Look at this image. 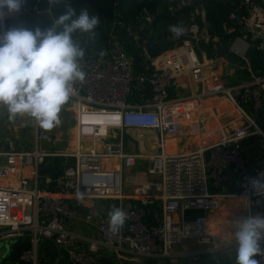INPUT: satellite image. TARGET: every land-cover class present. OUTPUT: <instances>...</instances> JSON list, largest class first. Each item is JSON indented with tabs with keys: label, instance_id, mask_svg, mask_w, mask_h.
<instances>
[{
	"label": "built area",
	"instance_id": "built-area-1",
	"mask_svg": "<svg viewBox=\"0 0 264 264\" xmlns=\"http://www.w3.org/2000/svg\"><path fill=\"white\" fill-rule=\"evenodd\" d=\"M45 1L47 8L36 4L6 14L0 20V31L9 28L10 19L51 13L52 3ZM231 2L237 3V10L244 9L245 13L230 12L223 32L228 36L229 53L238 57L250 73L249 81L230 86L215 84L194 96L170 98L178 75L204 80L200 44L212 42L214 53L218 54L221 37L211 38L206 23L202 24L203 4L190 9L186 18H180L179 12L192 3V0H180L169 7L175 18L170 26H179L186 36L196 38L195 43L183 39L150 57L144 47L150 33L141 32L145 25L155 21V15L143 9L138 17V30L125 25L128 35L143 51L145 62L141 71L135 70L133 56L128 53L116 25L104 45L84 53L79 61L86 75L82 82L73 83L75 94L70 96L75 110L77 144L72 153L43 151L40 143L53 142L54 138L38 125L32 133L29 150L18 151L12 142L0 146V241L26 234L31 237V247L22 251L17 264H42L39 246L46 241H51L69 264H98L106 252H111L121 264H144L150 258L171 256L173 246L186 239L209 246L214 264H225L216 257L225 244L213 225L223 199L241 200L248 215L264 210V193L256 191L252 183L257 180L264 183V163H251L241 142L250 136H260V143H264V123L259 127L254 119L264 106V73L255 74L251 64V49L264 51V12L257 0ZM169 32L167 38L176 35L170 27ZM215 95H226L249 124L214 144L186 152L169 151L167 139L188 136L194 127L200 133L208 132L209 128L205 119L195 126L188 112L177 105L190 98L200 101ZM130 131L156 133L158 142L140 137L134 141L127 136ZM87 138L88 145L84 144ZM127 139L135 146L132 151ZM154 144L158 146L155 152L143 147ZM49 156L65 158L55 179L42 176ZM14 159L31 167L33 176L22 177L16 185L2 184L1 179L9 177L16 168ZM139 167L144 173L141 175L144 183L140 184L136 199L127 198L124 172ZM227 169L237 177L239 186L222 192L219 187ZM77 192L82 194L79 199ZM83 200L108 204L96 224L91 214L81 215L78 203ZM149 205L153 206L151 219L146 209ZM113 207H120L127 216L117 233L109 225L108 213ZM81 220L94 227L95 236L71 229V223ZM261 250L256 259L264 264V240ZM44 264L59 262L55 259Z\"/></svg>",
	"mask_w": 264,
	"mask_h": 264
},
{
	"label": "crops",
	"instance_id": "crops-1",
	"mask_svg": "<svg viewBox=\"0 0 264 264\" xmlns=\"http://www.w3.org/2000/svg\"><path fill=\"white\" fill-rule=\"evenodd\" d=\"M264 1V0H263ZM260 5L263 7L264 12V3L260 2ZM204 21L201 19L202 24L206 23L205 12L202 15ZM32 21V19H31ZM205 25V24H204ZM207 26V23H206ZM228 45V43H227ZM204 55V56H203ZM203 56V59H202ZM202 61L204 62V80L196 81L192 79L187 74L178 75L175 80L173 87L169 93L170 98H181V97H190L198 94L200 91L207 89L210 86L215 84L221 85H234L239 83H245L250 80V73L243 67L242 61L233 54H228L224 57H218L217 54L213 53L212 55L200 54ZM235 60H237L235 64ZM145 60L143 59V62ZM255 74L264 73V69H255ZM71 100V99H70ZM179 109L186 110L188 112V116L194 122L199 123L200 119H205L208 128V132L200 133L194 127V131L192 134L188 136H181L175 140L167 139L165 144L166 148L172 152H186L191 150H196L200 147L208 146L219 142L225 138L226 135H231L233 132L245 125L249 124L246 118L241 114L239 108L236 107L227 97L226 95H215L208 96L202 100H195L190 98L186 100L184 103H180L177 105ZM73 108V105H72ZM74 113V132H75V110L73 108ZM6 116L9 118V114L7 112L6 107L0 105V116ZM19 116V115H17ZM25 116V115H22ZM255 123L257 126L261 127L264 123V106L261 111L255 116ZM12 119H9L7 124V130L4 131L3 134L2 129L0 128V146L6 145L8 142H12L17 149V142L20 140L24 141V144L27 146L32 145V136L33 132H29L23 137L18 134V132L11 128ZM251 129L254 127L250 126ZM7 132V134H6ZM137 132V131H136ZM133 133L135 132H127V136L134 141H137L135 137H133ZM156 140L153 143L158 142V135L156 133H152ZM132 135V137H131ZM141 139V138H140ZM130 140V139H129ZM90 140L87 138L84 140V144L88 145ZM128 141V139H127ZM260 136H250L248 138L243 139L241 142L244 146V154L248 158L251 163L254 164H263L264 163V143H260ZM130 141H128V146ZM133 149L135 146L130 144ZM144 148L155 152L158 148L156 144L151 146H143ZM151 147V148H150ZM150 148V149H149ZM153 148V150H151ZM131 149V151L133 150ZM26 151V150H25ZM13 165L16 167L13 174L9 177H5L1 179V183L5 185H16L22 177L28 176L32 177V169L31 167L24 166L17 159L13 160ZM142 170H138L135 168L133 170H127L124 172V190L127 198L136 199L137 198V190L140 187V184L144 183L141 181ZM42 176H50L49 174L42 171ZM54 179V178H53ZM42 181V179H41ZM239 186V180L237 177L226 171V175L223 179V183L219 187V190L222 192L233 191L236 190ZM79 210L82 216L85 214H91L93 217L94 224L98 222L103 211L107 209L108 204L103 201L97 200H83L78 203ZM251 215H264V210L253 212ZM217 222L213 225L217 226L215 230H219V234L221 236V241L225 244L223 250H221L216 257L220 258L225 264H236V242L234 237V230L232 226V221L234 219L245 218L248 215L245 210V206L242 201L230 197L225 198L222 201L221 210L216 215ZM212 218V215H211ZM71 229L88 236H95L96 232L94 227H90L85 224L82 220L75 221L70 224ZM27 235V234H26ZM25 235L16 236V237H8L0 241V243H4L7 245V242H10V245H7L8 254H6L1 264H17L18 262L12 261L8 258L9 252L13 246V244L19 239H22ZM190 240V239H186ZM195 240V239H193ZM196 241V240H195ZM48 247L45 252L41 253L42 256V264L52 262L57 259L59 264H69L65 255L55 250V246L51 241H46ZM198 247L192 248L187 243H183V241L177 245L173 246L171 256H159L155 258H150L144 261V264H214L215 257L208 252L209 246L199 244L196 241ZM98 264H121L111 252H106L101 255Z\"/></svg>",
	"mask_w": 264,
	"mask_h": 264
},
{
	"label": "clouds",
	"instance_id": "clouds-1",
	"mask_svg": "<svg viewBox=\"0 0 264 264\" xmlns=\"http://www.w3.org/2000/svg\"><path fill=\"white\" fill-rule=\"evenodd\" d=\"M26 0H0V20L20 11ZM58 0H49L57 3ZM100 19L87 9L78 13L70 6L46 28L9 27L0 31V105L9 119L27 115L42 129L60 123L61 107L75 94L73 83L83 81L86 73L80 59L84 49L73 39L74 33L95 35ZM179 34V26H170ZM264 193V183L253 181ZM77 199L81 193L77 192ZM110 229L119 232L127 216L120 207L108 213ZM236 242V264H259L264 240V215H249L232 221Z\"/></svg>",
	"mask_w": 264,
	"mask_h": 264
},
{
	"label": "trees",
	"instance_id": "trees-1",
	"mask_svg": "<svg viewBox=\"0 0 264 264\" xmlns=\"http://www.w3.org/2000/svg\"><path fill=\"white\" fill-rule=\"evenodd\" d=\"M179 1L180 0H58L57 3H52L51 6L53 17L48 15V13H44L40 16L22 17L19 20L10 19L8 22V27L20 26V22L22 19L30 18L32 19L31 25H29L27 28H34L36 26L46 28L50 24H52L59 15L63 14L68 6L74 8L77 13L81 9H87L90 14H95L100 19V23L96 27L95 32L103 30V25L106 19L114 18L115 21H119L124 24V26H121V24H117V30L124 40V44L128 53L133 56L135 70L141 71L144 67L145 62H143V51L135 44L132 36L128 35L125 29V25H132L134 30H138V17L140 16L143 9H147L150 13L155 15V21L152 24L145 25L141 33L146 35L149 34L152 29H154L157 37H161L162 34L169 35L170 24L175 20V18L171 16L169 7L177 5ZM231 1L236 2L237 0ZM36 4H38L41 8L48 7V2H46L45 0H26L25 4L22 7H32ZM198 4H203L205 8L206 23L211 38L215 35H218L227 45L228 36L223 32V25L228 21L230 12L223 5L221 0H192V3L190 5L184 7L179 12L180 18H186L187 12ZM236 12L242 14L245 13V10L238 9ZM78 35L81 34L74 33L73 39ZM105 43L106 42H104L102 45H104ZM201 45L208 48L209 55H212L214 53L212 42L207 45L205 43H201ZM81 47L87 48L86 43H83ZM84 53H87V51H84ZM251 64L255 69H264L263 50H257L254 47L253 49H251ZM46 161L47 165L45 166V173L49 174L54 179L57 178L62 171L65 158L63 156H49L46 158ZM146 209L149 213V218L151 219L153 206H146ZM30 247L31 237L29 234H27L22 239H18L13 244L8 258L12 261L18 262L22 251ZM48 247L50 246H48L46 242L41 243L39 246V259L41 262V253L45 252Z\"/></svg>",
	"mask_w": 264,
	"mask_h": 264
},
{
	"label": "rangeland",
	"instance_id": "rangeland-1",
	"mask_svg": "<svg viewBox=\"0 0 264 264\" xmlns=\"http://www.w3.org/2000/svg\"><path fill=\"white\" fill-rule=\"evenodd\" d=\"M257 1L259 3L260 2L264 3L263 0H257ZM204 12H205V8H204ZM50 14L53 15L52 9H51V13L48 12V15ZM118 22L115 21L114 18L106 19L104 22L102 31L95 32L94 36H89L87 34H81V35L76 36L74 40L77 43H79L80 46H82L83 43H86L87 48H83V49L84 51H87V53L90 51H94L96 48H98L104 42H106V35L109 34L111 28L114 25L121 24V22L119 23ZM29 25H31L30 18L22 19L20 22V26L28 27ZM202 52H205L206 54H208L209 50L207 47H204L200 44L199 53L201 54ZM203 56H202V59H203ZM237 60L234 59L235 64ZM59 119H60V123L58 125H55L51 129H42L41 127L38 126L42 131L47 133L49 136L53 137L55 141V142L53 141L50 143L42 141L40 143L41 149L46 152L72 153L77 148V144H76V136H75V132L73 128L74 127V113H73V108H72L70 97L68 101L61 107V110L59 113ZM8 122H9V118H7L6 116H2V115L0 116V128L2 129L3 134H5L4 131L7 130ZM37 125L38 124L31 117L27 115L25 116L19 115V116H15L12 119L11 128L14 131L16 130L18 134L23 137L27 133L33 132ZM133 137H140V138H144L147 140L150 139V140H153V142H155V137L149 132H142V131L135 132L133 133ZM30 138H32V136H30ZM126 143H128L127 140H126ZM129 149H133V147L130 144H129ZM151 150H153V148ZM139 169L141 170L142 168L139 167L138 170ZM216 227L217 226L215 225L214 229ZM183 243H187L192 248L198 247L196 241L193 239L183 240ZM7 245H10V242H7Z\"/></svg>",
	"mask_w": 264,
	"mask_h": 264
},
{
	"label": "water",
	"instance_id": "water-1",
	"mask_svg": "<svg viewBox=\"0 0 264 264\" xmlns=\"http://www.w3.org/2000/svg\"><path fill=\"white\" fill-rule=\"evenodd\" d=\"M223 5L229 10V12H234L238 8L237 3H232L230 0H221ZM183 39H189L191 42L195 43L196 38L186 36L183 31L179 34H176L174 37H166V35H162L160 38H157L156 32L154 29L151 30L150 34L147 36L144 41L145 50L150 57H154L159 54L161 51L167 50L171 48L174 44L180 43ZM221 48L217 54L218 57H224L229 54V49L227 45L224 43L223 39L220 38ZM29 146L24 144L23 140L17 142V150H29ZM227 171L231 172V169H227ZM8 254L7 245L4 243H0V264L2 263L3 257Z\"/></svg>",
	"mask_w": 264,
	"mask_h": 264
},
{
	"label": "bare ground",
	"instance_id": "bare-ground-1",
	"mask_svg": "<svg viewBox=\"0 0 264 264\" xmlns=\"http://www.w3.org/2000/svg\"><path fill=\"white\" fill-rule=\"evenodd\" d=\"M219 231V230H218Z\"/></svg>",
	"mask_w": 264,
	"mask_h": 264
}]
</instances>
